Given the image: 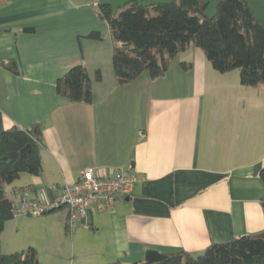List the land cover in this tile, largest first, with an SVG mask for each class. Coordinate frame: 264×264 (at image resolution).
I'll return each mask as SVG.
<instances>
[{
    "label": "crops",
    "instance_id": "obj_1",
    "mask_svg": "<svg viewBox=\"0 0 264 264\" xmlns=\"http://www.w3.org/2000/svg\"><path fill=\"white\" fill-rule=\"evenodd\" d=\"M76 7L70 0H0V62L16 69L0 66V132L38 123L44 139L40 175H21L6 186L7 197L17 203L26 193L50 203L85 169L137 177L131 194L112 209L70 226L69 264H78L84 240L92 243L96 264H130L148 248L199 255L211 244L264 231V87L248 92L239 72L214 71L201 50L190 47L181 54L194 48L192 60L177 66L184 80L161 87L156 81L162 78H149L147 111L129 148L112 146L96 109L109 108L142 75L122 86L114 77L95 81L100 69L90 70L83 54L87 34L64 17ZM77 65L91 79V104L56 95V80ZM103 121L110 115L104 112Z\"/></svg>",
    "mask_w": 264,
    "mask_h": 264
},
{
    "label": "trees",
    "instance_id": "obj_2",
    "mask_svg": "<svg viewBox=\"0 0 264 264\" xmlns=\"http://www.w3.org/2000/svg\"><path fill=\"white\" fill-rule=\"evenodd\" d=\"M246 2L220 0L213 18L204 15L205 6L200 0L143 6L129 3L115 15L109 6H99V17L107 23L113 40L111 66L116 84L125 85L144 73L151 80L160 78L177 55L195 47L214 71H238L241 86L264 87V28ZM84 38L100 41L101 35L92 31ZM0 66L16 73L12 63L0 62ZM180 67L186 69L184 63ZM94 79L101 80L100 70L95 71ZM55 92L65 101L91 104V79L86 68L71 67L56 80ZM43 147V130L38 123L26 129L12 126L0 132V237L5 224L16 216L5 188L21 175H40ZM259 177L264 184V168ZM58 210L61 209L45 215ZM70 229L66 220L65 233ZM0 264L40 262L36 251L29 247L13 254H2L0 249ZM130 264H264V240L241 236L211 244L199 255L148 248L141 261Z\"/></svg>",
    "mask_w": 264,
    "mask_h": 264
},
{
    "label": "rangeland",
    "instance_id": "obj_3",
    "mask_svg": "<svg viewBox=\"0 0 264 264\" xmlns=\"http://www.w3.org/2000/svg\"><path fill=\"white\" fill-rule=\"evenodd\" d=\"M76 4V8L64 14V17L72 21L73 28L79 34L86 35L89 32L96 31L101 35L100 41H93L83 38V54L85 64L92 70V66L101 70L103 82H113V72L111 66V57L113 52V40L110 36L107 23L99 17L100 0H70ZM120 45V43H118ZM191 48L185 54H179L172 62L171 68L166 75H162L156 82H181L182 73L178 71L180 62L192 60L193 51ZM194 58V57H193ZM237 74L238 71H234ZM91 74H93L91 72ZM165 76V77H164ZM150 79L147 73H144L138 80L137 85L125 89V93H120V97L113 99L111 106L103 110L102 106L97 107L96 112L101 116L100 125H109V128H103L101 134L104 136L109 130V142L112 146L123 147V144L129 148L131 133H136L140 122L144 120L147 111V97H150ZM248 92H260L258 89L247 88ZM262 90V89H260ZM161 91V92H160ZM159 93L161 94L163 88ZM137 97H134V94ZM141 100V102H139ZM105 114L110 115V121H103ZM111 133V134H110ZM101 135V136H102ZM141 138V133L139 132ZM106 138L101 137L102 146ZM65 211L58 210L52 214L39 217H30L19 214L13 220L8 221L1 233L0 249L2 254H13L25 251L27 248H33L42 264H69L72 260L70 251V234H66L64 224ZM65 219V220H64ZM85 243L82 254L75 256V263L78 264H96L98 256L92 248L90 240H84ZM83 259V262L79 260Z\"/></svg>",
    "mask_w": 264,
    "mask_h": 264
},
{
    "label": "built area",
    "instance_id": "obj_4",
    "mask_svg": "<svg viewBox=\"0 0 264 264\" xmlns=\"http://www.w3.org/2000/svg\"><path fill=\"white\" fill-rule=\"evenodd\" d=\"M137 177L131 173L112 171L107 174L83 170L77 180L65 186L50 203L40 202L23 193L14 203L15 215L39 217L54 209L67 211V223L72 226L89 213H103L113 208L119 197H128Z\"/></svg>",
    "mask_w": 264,
    "mask_h": 264
},
{
    "label": "water",
    "instance_id": "obj_5",
    "mask_svg": "<svg viewBox=\"0 0 264 264\" xmlns=\"http://www.w3.org/2000/svg\"><path fill=\"white\" fill-rule=\"evenodd\" d=\"M174 0H100L99 6H109L115 15L129 3H136L140 6L147 4H170ZM205 6L204 15L213 18L216 15L220 0H200ZM247 6L254 15L256 21L264 28V0H247ZM264 208V203H263ZM252 237L264 240V231L253 235Z\"/></svg>",
    "mask_w": 264,
    "mask_h": 264
}]
</instances>
